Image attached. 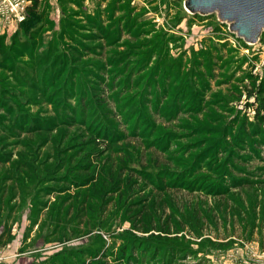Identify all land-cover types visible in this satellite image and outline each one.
Segmentation results:
<instances>
[{"label": "rangeland", "instance_id": "rangeland-1", "mask_svg": "<svg viewBox=\"0 0 264 264\" xmlns=\"http://www.w3.org/2000/svg\"><path fill=\"white\" fill-rule=\"evenodd\" d=\"M184 1L0 13V264H264V29Z\"/></svg>", "mask_w": 264, "mask_h": 264}, {"label": "water", "instance_id": "water-1", "mask_svg": "<svg viewBox=\"0 0 264 264\" xmlns=\"http://www.w3.org/2000/svg\"><path fill=\"white\" fill-rule=\"evenodd\" d=\"M191 12L217 13L244 41L253 43L264 29V0H185Z\"/></svg>", "mask_w": 264, "mask_h": 264}, {"label": "trees", "instance_id": "trees-1", "mask_svg": "<svg viewBox=\"0 0 264 264\" xmlns=\"http://www.w3.org/2000/svg\"><path fill=\"white\" fill-rule=\"evenodd\" d=\"M39 2H40V0H30V5L26 7V14H25L24 19L22 21H20L21 23L25 21L28 14H30V13L34 14L36 12V9L38 8ZM260 89L262 90V89H264V87L262 86ZM261 118L264 120V114L261 115ZM248 134H249V132H248ZM256 134H258V132L253 130L250 132L249 135L255 136ZM245 136L248 137L247 135H245ZM258 138L259 137H253V138L248 137V140L250 139L249 143L247 144L246 141H243L245 144H244V147H242L240 149V152L244 153V155L247 154L250 157V156H252L251 154H248V152H250V148H253V149H256L257 151H260L261 149H258V148L261 146V139L259 140ZM239 156H241V155H239ZM249 157H246L243 155L241 157H237L236 159L239 160V161H237L238 164H233V165L229 164V162H227V161L223 162V165L225 168L223 169L221 176H223L224 172L227 171V169H228L231 173L242 175L241 177H237L238 179H241V180H249L250 179L251 180L252 177L248 178L243 174V173H248L250 171L241 167L243 165H244V167H246V165L249 163L248 161L250 160ZM249 175H250V173H248V176ZM250 176H253V175L251 174ZM238 186H242V184H239ZM215 193L217 195L225 194V192H221V191H216Z\"/></svg>", "mask_w": 264, "mask_h": 264}, {"label": "built area", "instance_id": "built-area-1", "mask_svg": "<svg viewBox=\"0 0 264 264\" xmlns=\"http://www.w3.org/2000/svg\"><path fill=\"white\" fill-rule=\"evenodd\" d=\"M6 1V0H5ZM10 7L0 8L4 17H12L16 22L22 21L25 17V9L30 0H7Z\"/></svg>", "mask_w": 264, "mask_h": 264}]
</instances>
